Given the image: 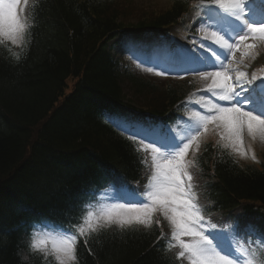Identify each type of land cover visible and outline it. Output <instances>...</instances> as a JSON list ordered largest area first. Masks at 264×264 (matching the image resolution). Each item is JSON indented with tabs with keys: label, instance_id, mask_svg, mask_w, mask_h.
<instances>
[{
	"label": "trees",
	"instance_id": "1",
	"mask_svg": "<svg viewBox=\"0 0 264 264\" xmlns=\"http://www.w3.org/2000/svg\"><path fill=\"white\" fill-rule=\"evenodd\" d=\"M121 5L29 0L23 45L0 44V264H59L31 247L39 220L80 225L88 190L104 188L117 175L132 187L148 184L152 167L140 144L107 118L127 107V80L129 93L156 100L138 109L144 121L170 116L183 93L167 85L160 94L154 82L139 80L107 55L102 41L118 30L126 13ZM185 10L177 1L151 23L164 24ZM71 77L78 81L69 94ZM191 164L204 216L242 209L241 224L264 231V163L244 167L207 144ZM164 230L162 224L96 229L79 241L74 264H188ZM249 250L253 264H264L263 244Z\"/></svg>",
	"mask_w": 264,
	"mask_h": 264
},
{
	"label": "snow or ice",
	"instance_id": "2",
	"mask_svg": "<svg viewBox=\"0 0 264 264\" xmlns=\"http://www.w3.org/2000/svg\"><path fill=\"white\" fill-rule=\"evenodd\" d=\"M28 2L29 0H23L25 5ZM224 2L225 0H215L216 4ZM228 2L232 5V9L227 21L212 17L202 21L209 27L217 29L213 32L216 36L213 45L201 44V48L207 47L210 54L209 51L201 52L195 48L186 49L184 55L194 60L195 66H182L184 72L199 73L205 79L210 78L212 84L208 91L216 92L218 100L226 103L213 104L214 111L210 110L209 114L200 116L199 125L191 127L192 134L185 137H177L170 128L166 131H158L154 126H136L118 117L112 119L116 127L130 136L149 142L158 175L153 177L155 181L152 185L153 190L147 193L151 198V206L144 200L139 189L129 186L125 192L128 197L126 202L142 211L135 217L119 220H113L109 213V223H119L123 227L125 224L131 225L135 219L137 223L148 226L152 213L162 211L172 226V239L178 242L181 249L179 257H186L189 264H237L240 259L234 254V245L238 243L235 236L223 229H217L216 224H210L211 230L204 227L202 208L191 194L190 182L193 177L186 169L185 157L192 142L200 135L202 129L207 130L209 122L214 121L222 122L225 130L224 138L232 142L233 147L243 144L245 131L253 137L258 133L264 139V76L253 75L246 78L248 73L237 68L233 78L224 71L225 64L234 55V48H239L240 43L248 41L253 33L264 39V15L260 19L251 18L256 0H247V3H241V0H228ZM260 2L264 4V0ZM20 4L21 0H0V32L7 29L8 34L13 36L21 34L26 28V24L18 15ZM220 31H224L233 42L229 43L225 35H219ZM245 46L248 49L254 47L252 43H247ZM244 55L248 53L245 52ZM166 71L167 69L158 74L162 75ZM237 150L241 149L237 148ZM157 154L160 159H157ZM185 177L188 184L185 182ZM100 219L102 218H98V222ZM66 231L68 235L58 238V250L67 253L73 251L77 237L70 234V228ZM79 231L80 234H84L85 229L81 227ZM236 235H239L238 224ZM259 235L264 238V231H260ZM46 242L42 241V243ZM35 246V244L31 245V247ZM249 264L252 262L250 261Z\"/></svg>",
	"mask_w": 264,
	"mask_h": 264
},
{
	"label": "rangeland",
	"instance_id": "3",
	"mask_svg": "<svg viewBox=\"0 0 264 264\" xmlns=\"http://www.w3.org/2000/svg\"><path fill=\"white\" fill-rule=\"evenodd\" d=\"M241 1L247 2V0H241ZM125 2L129 3V5L127 7V9H129V10L132 9L134 6L141 7V5L143 6L144 9H145V7L146 8H152V7L168 8L169 7V1L168 0H121L119 4L122 3V5H123ZM163 5H165V6H163ZM216 5H217L218 10L222 9L221 6L225 7V8H227V7L232 8V5L228 2V0H225V2L223 4H216ZM211 9H212V7H210V5L207 6L206 12L211 11ZM206 17H208V15ZM204 29H208V28L202 29L203 30V32H202V38L203 39L208 34L211 35L210 36L211 38L214 37L213 31H212V33L209 31L206 32ZM173 32L174 33L176 32L175 29H173ZM20 35L21 34L10 36L7 32V29H5V31L0 32V40L1 39L2 40H9L10 39L13 42L19 43L21 40ZM174 38H175L174 44L176 42L178 44H183L179 35H175ZM209 39L210 38H207V37L205 38V40H209ZM247 43H252L254 45V47L251 49L246 48L245 45ZM170 44L171 43L168 40L157 41L153 44L154 52H156V54H157L156 58H155L156 60L161 59L164 62L166 59L181 60V59H184L186 57L184 55V53H183L184 56L181 57L180 55L175 53L172 49H170L169 51H167L165 53L160 51L161 47H165V46L168 47V46H170ZM200 48H201V45H200ZM201 50L209 51L207 47L201 48ZM242 50L244 52L242 54L237 55V57L235 58V61H234L235 63L232 64V67H230L229 69L224 68V71L228 72L229 75H232L233 78H235V69H237V68L240 71H244V72L248 73V77H246V78H250L253 75L260 76L262 73H264V39H262V40L256 39L253 41L246 42L243 45ZM245 52H247L248 55H244ZM136 55L141 60L149 58V55L145 54L143 47L139 48ZM130 58L132 59V57H130ZM218 70L219 69H210V71H218ZM211 84H212V80L210 78L205 79L202 76H199L197 78L196 87L190 89L191 92L189 93V95L195 97V99L191 100L192 99L191 98L187 101V103H189V105L186 108L189 111V113H186V117L182 118L181 119L182 121H180L179 124H177L173 128V131L177 135V137H185V136L191 135L192 133L190 131V128L199 125L200 116L209 114L210 110L214 111V109L212 108L213 104L223 103L222 101L218 100V94L216 92H209L208 91ZM71 89L72 88L70 87L67 91H70ZM125 93H127L126 96L128 99L135 100L131 104L133 106H135V108H138V109L140 107L145 109V108H148L147 104L151 103V105H155V103H156V100L151 99L150 96L147 94H145V96H137L133 93L128 94L127 91H125ZM158 93L165 94L162 91H158ZM156 96L160 97L161 95H156ZM221 105H224V103ZM197 113L199 115H197ZM224 134H225V130L222 127V122H219V121L209 122L207 124V130L204 131L202 129L200 135L196 136L195 140L192 142L186 157L189 156L191 154V151L194 150L197 146L199 148L203 144L211 143L213 141H217V143H219L220 145H223L224 147L226 146L231 151H233L235 157H237L238 161L242 165H248V164L258 165L260 155L264 152V139H262L258 133L255 137H253L251 134H249V133H247V131H245L243 134V144L237 145L236 147H233L232 142H230L229 140L224 138ZM237 148H239L241 150L238 151ZM157 159H160L159 154L157 155ZM156 175H158L157 170H156L155 176ZM154 183H155V181L153 180V182L149 186L150 191L153 190L152 185ZM111 203H115V196L112 197ZM141 211H142V209H140V212ZM111 212H112L111 217L113 220H119L120 218H127V217H135L131 211L122 210L121 212H118L117 208H115L113 206L111 207ZM169 214L171 215V213H169ZM162 215H163V212H162ZM100 217L102 219H104L103 222H105V221L109 222V212L104 211V213H102L100 215ZM151 221H152V215H151ZM167 221H169V220H167ZM132 223H137V222L135 221V219H133ZM88 224L90 225V222ZM95 225H97V223L94 224V226ZM58 238L59 237H54L51 233L49 234V233L45 232V238L39 239L37 247L41 248L43 250H45L47 247H49L51 249V251L53 253H55L59 259H61L64 262L69 263L70 261L73 260V258H71V257H73V251L66 253L64 251L58 250ZM42 241H47V242L42 243ZM54 245H56V246L54 247Z\"/></svg>",
	"mask_w": 264,
	"mask_h": 264
},
{
	"label": "bare ground",
	"instance_id": "4",
	"mask_svg": "<svg viewBox=\"0 0 264 264\" xmlns=\"http://www.w3.org/2000/svg\"><path fill=\"white\" fill-rule=\"evenodd\" d=\"M159 51V50H158Z\"/></svg>",
	"mask_w": 264,
	"mask_h": 264
}]
</instances>
